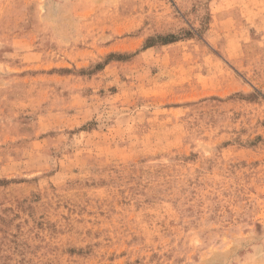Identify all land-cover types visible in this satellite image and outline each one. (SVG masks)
I'll list each match as a JSON object with an SVG mask.
<instances>
[{
    "label": "rangeland",
    "instance_id": "1",
    "mask_svg": "<svg viewBox=\"0 0 264 264\" xmlns=\"http://www.w3.org/2000/svg\"><path fill=\"white\" fill-rule=\"evenodd\" d=\"M0 264H264V0H0Z\"/></svg>",
    "mask_w": 264,
    "mask_h": 264
}]
</instances>
